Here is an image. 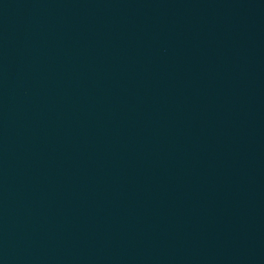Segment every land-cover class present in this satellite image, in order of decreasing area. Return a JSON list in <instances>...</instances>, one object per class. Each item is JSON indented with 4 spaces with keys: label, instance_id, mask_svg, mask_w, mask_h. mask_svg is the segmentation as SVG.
Listing matches in <instances>:
<instances>
[{
    "label": "water",
    "instance_id": "obj_1",
    "mask_svg": "<svg viewBox=\"0 0 264 264\" xmlns=\"http://www.w3.org/2000/svg\"><path fill=\"white\" fill-rule=\"evenodd\" d=\"M0 264H264V0H0Z\"/></svg>",
    "mask_w": 264,
    "mask_h": 264
}]
</instances>
